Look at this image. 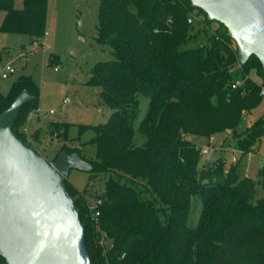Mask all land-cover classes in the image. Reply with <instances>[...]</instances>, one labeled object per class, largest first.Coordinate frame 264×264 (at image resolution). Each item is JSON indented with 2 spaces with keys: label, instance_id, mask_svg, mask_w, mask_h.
Here are the masks:
<instances>
[{
  "label": "trees",
  "instance_id": "16d2710c",
  "mask_svg": "<svg viewBox=\"0 0 264 264\" xmlns=\"http://www.w3.org/2000/svg\"><path fill=\"white\" fill-rule=\"evenodd\" d=\"M1 11L0 31L33 39L45 31L47 0H22L20 8L13 0H0ZM96 41L109 45L113 58L96 61L87 83L100 87L112 112L106 122L92 126L96 153L86 160L90 178L108 177L95 196L100 202L91 208L87 196L63 180L84 224L91 264H264V165L248 177L240 176L239 158L228 165L216 158L206 167L201 149L184 138L210 139L229 130L231 139H223V146L233 140L240 156L254 151L264 135V116L241 133L236 126L264 94L257 57L251 54L239 63L226 27L190 0H99ZM53 57L50 63L56 64ZM22 90L32 98L11 128L29 140L22 127L39 95L29 75H18L5 94L0 92V113ZM141 97L148 103L138 123L144 140L136 144L133 124ZM49 128L50 134L65 135L67 124L50 122ZM61 149L80 154L77 147L63 144ZM257 184L261 196H256ZM196 194L202 206L191 225Z\"/></svg>",
  "mask_w": 264,
  "mask_h": 264
},
{
  "label": "rangeland",
  "instance_id": "374dc122",
  "mask_svg": "<svg viewBox=\"0 0 264 264\" xmlns=\"http://www.w3.org/2000/svg\"><path fill=\"white\" fill-rule=\"evenodd\" d=\"M13 5L22 7V0H13ZM98 6L99 0H47L45 31L37 39L28 34L0 31V67L9 63L14 68L6 78L0 77V92L5 94L11 82L20 74L29 75L38 85L37 113L26 119L24 125L29 139L32 135L37 137V140L33 138V148L47 160H52L62 150L63 144L77 147L85 160L95 158V143L91 140L95 132L92 126L106 122L112 112L100 97V87L87 83L90 68L96 61L113 58L110 46L96 41ZM194 12L191 13L194 15ZM3 16L4 12L1 11L0 23ZM194 18L197 20L199 16L194 15ZM211 25L215 27L217 24L212 22ZM201 41H189L188 46L194 47ZM53 54L57 56L56 64L50 63L54 59ZM251 75L254 76V73ZM147 103L148 98H140L139 113L133 124L136 144L144 140L138 131V123ZM261 115L264 116V94L257 106L241 116L236 131L241 133ZM55 121L67 124L65 135L50 134L49 123ZM231 136L232 133L227 130L213 134L210 139L193 134H185L184 138L200 149H207L206 153L201 154V165L207 167L212 160L220 157L228 165L231 156L236 155L239 158L240 176L243 177L245 172L253 176L254 169L263 166L264 135L257 141L249 160L245 155L240 156L233 140L230 146L222 145V140H230ZM107 177L108 174H98L90 178L88 170L71 168L66 178L93 205ZM256 189V196H261V185L257 184ZM201 206L200 196L193 195L189 215L191 225L197 223Z\"/></svg>",
  "mask_w": 264,
  "mask_h": 264
},
{
  "label": "water",
  "instance_id": "95a60500",
  "mask_svg": "<svg viewBox=\"0 0 264 264\" xmlns=\"http://www.w3.org/2000/svg\"><path fill=\"white\" fill-rule=\"evenodd\" d=\"M222 23L239 63L253 54L264 72V0H190ZM32 96L18 93L0 113V256L3 264H91L84 224L63 180L71 168L90 170L76 151L47 160L11 125Z\"/></svg>",
  "mask_w": 264,
  "mask_h": 264
},
{
  "label": "built area",
  "instance_id": "2783aa9c",
  "mask_svg": "<svg viewBox=\"0 0 264 264\" xmlns=\"http://www.w3.org/2000/svg\"><path fill=\"white\" fill-rule=\"evenodd\" d=\"M192 19H193V15L189 14V15L187 16V22H191ZM13 71H14V68H13L9 63H5L2 67H0V77H1V78H6V77H7L11 72H13ZM260 93L263 94V93H264V90L262 89V90L260 91ZM36 113H37V110H35V109H34V110H31V111L27 114L26 119H27V120L30 119V118H31L33 115H35ZM22 131L26 132V127H25V125H23V127H22ZM206 152H207V149H206V148H202V149H201V154L206 153ZM251 155H252V152H247V153L245 154V156H247V159H248V160L251 158ZM237 159H238V158H237L236 155H232L230 161H231V162H235ZM262 164L264 165V153H263V158H262ZM243 177H248V174L245 172ZM99 202H100V200H99V199H96V200L94 201L93 205H90V208H91V207H94V206H95L96 204H98ZM94 214L97 215L98 212L95 211Z\"/></svg>",
  "mask_w": 264,
  "mask_h": 264
},
{
  "label": "crops",
  "instance_id": "0c3cea01",
  "mask_svg": "<svg viewBox=\"0 0 264 264\" xmlns=\"http://www.w3.org/2000/svg\"><path fill=\"white\" fill-rule=\"evenodd\" d=\"M211 138V137H210Z\"/></svg>",
  "mask_w": 264,
  "mask_h": 264
}]
</instances>
